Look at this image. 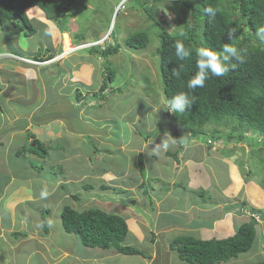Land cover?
I'll list each match as a JSON object with an SVG mask.
<instances>
[{
    "label": "rangeland",
    "instance_id": "1",
    "mask_svg": "<svg viewBox=\"0 0 264 264\" xmlns=\"http://www.w3.org/2000/svg\"><path fill=\"white\" fill-rule=\"evenodd\" d=\"M170 5V0H148L146 3H144V7L140 6L137 0H75L72 6H70L69 9H66V19L64 17L66 29L64 30H62L57 23L49 20L45 13L39 7H32L30 9V15L35 20L33 22L38 29L37 33L32 36H25L26 34L24 31L20 30L21 34H18L19 31L15 27L11 26V30L6 33H1L0 35V39L5 42V46L11 43L13 50L20 52L24 55L30 56L31 58H35L38 55L41 56V52L43 50L46 51L45 46H47L49 48H56L53 49V51L63 49V52H59V55L57 57V59L62 58L61 61L65 59L64 54L67 55L68 53L74 55V58L72 59L80 61L78 62L79 65L83 64V60H88L86 63V69L84 70V66H82L79 70L81 71L79 79L82 84L92 83L90 85L87 84V86L84 87L80 86V89L82 90L83 88H85V90H83L84 92H91L90 96L88 97L91 100V104H89L90 100H88L81 107H77L76 105H74L78 102L70 98L69 93H67V90L71 89L69 80L64 81L62 85V80L64 76H62L63 74H61V70L58 68L50 69L49 67V69H47V75L49 79H47L49 83L48 102L46 107L41 110L40 114H43L44 117L45 113H47V116L49 118H52V120L55 119L56 116H58L57 114H64L68 118L73 117L72 119H75V121L73 122L74 127L81 131V133L83 132L84 134H91L92 125L91 127H89L88 124L91 122L89 117H92L95 123L96 132L97 130H102L103 128H106L104 131H99L97 132V134L94 135L96 138V145L99 146V148L102 150L101 156L103 157V155L105 154V156L108 157L104 161H107L112 164L111 169L115 170L120 167L121 169H124L127 172L128 180H131V182H135L137 184L138 182H140V176L145 178L144 189H148V187H151V185L156 184H161V187L165 189L170 188V183L167 184L163 178L159 179L158 177H155L163 176L162 173L160 175L156 174L158 173V171H161L163 166H161L162 164H157V160H160L159 153H156V155H151L153 153L152 148L156 147V143H152L150 141L147 142V137L156 136L154 138L155 141L159 137H161L163 141H165V135L163 131L160 133L158 131L160 129L166 128L170 131H174V135L181 137L182 140L188 139V137H190L191 140H198L196 139L197 136H194L192 134V130L187 128V125L182 123V126L180 124H176V121L178 120L177 115L172 114L170 112L168 115V111L164 108H161L167 106L168 99L164 92L161 72L159 69L160 58L157 54L159 39L156 35L157 28L156 26L154 27V25L156 18L157 20L164 22L166 26H169L172 29L179 28L180 23L176 20L174 13L169 8ZM147 8L148 10H146ZM151 15L155 16V18L151 17ZM140 29L151 30L150 44L143 49H135L128 46L125 42L128 35ZM15 34L19 35L22 40H25V43L23 44L28 45V48L25 50V52L21 51L23 49L21 45L23 46V44H20L17 41ZM82 35L85 37V39L82 38ZM92 43L98 44L102 49H106L110 45H120L117 52H114L107 56V65L111 69H115L116 76L113 80L108 81V86L104 90L107 93L104 94L103 97L110 93L107 95V103H114V105L118 107L121 106L118 104L122 103L124 104V106L130 108L128 113L123 112L124 108L121 111H115L116 113L108 111L107 105H105L106 103H103L104 100H101L99 96H95V94L100 90L102 84L105 81L104 74L106 75L107 70L106 66L104 65L105 57L100 53H91L89 51V47L91 46L90 44ZM81 45H83L84 47H81ZM39 46L42 47L40 48ZM86 70L90 71V75L92 73L90 79H88V77H85L84 73H86ZM50 73H54V75L51 76ZM37 83L41 84L42 81L38 82L37 79ZM59 88H61L62 90L59 91ZM73 92L75 93V89ZM92 97H94L95 101L92 99ZM101 102L103 104H101ZM54 103L56 105L55 107H53V110H46L49 104H51L52 106V104ZM36 105L41 106L42 103L38 102ZM158 109L160 110L158 114L155 115L154 112L157 113ZM81 110H83V113L81 114L79 120L78 117H75V115H77ZM111 113H113L112 116H110ZM171 115H173L172 117L174 118V120H172L173 122L168 121V118L170 119ZM3 119L4 117L0 114V130L3 128L2 131H0V141L4 139V135L8 137V135L6 134V130H4V128L8 127V123L4 122ZM33 119L35 120V118ZM116 121H120L121 124ZM59 123L60 121H58V124ZM19 124L21 125V123ZM58 124H53L52 122H49V125H47V127L50 130L47 131V133H44L43 136L41 134L43 140H50V142L46 145V149L49 151L48 155L50 157V160H52V162L55 161V163H53L56 168L54 167L52 170V167L49 162L47 163V166H45L42 161H40V163L36 162L34 159H31L28 153L24 156H17L15 147L11 146L9 147V149H7L6 145H1L0 142V169L3 173L6 172L7 169L20 171L24 169L25 165L28 162L31 163L30 165L31 167H33L32 170L34 171L39 168H45V174L43 175V177H41V180L36 178L34 184L32 185V188L36 192V195L38 193L37 199H35L29 205L28 203H25V205L23 204L24 206L22 205L23 215L27 214L30 219H36V221L38 222H42V218L45 219V221H48V224L50 225V240H52L54 243H59L61 245L66 244L68 248L73 251L68 254L70 261L73 260V262L76 263V260H78V264H91V260L87 261V259L84 260L81 257H78V259L74 257L77 254L76 252H79L77 247V241L81 242V240L76 234H74L73 237L69 236V233L66 232L63 227L61 212L65 204H71V199L66 200V198H64L63 202L62 200H60V194L58 193V188H60L59 185L57 189H54L52 192H49L46 198H41L40 196L41 191L46 190V182L48 184H51L50 182L54 181H57L58 183L60 182V173H56L55 175V172H60L59 169L70 168L66 169L67 171L64 170V174H66L67 172V175H74L75 173L81 172L83 170H86L88 172L89 169L88 157L90 156L89 153H91V151L94 149V143L92 141V138L89 139L88 136L82 138L69 134L68 136H70V139H68L69 141L65 145L64 140H66L68 136L64 137L62 134V136H58L59 139L56 137L57 134H55V126H59ZM121 125L123 127L130 126V129H126L127 131L123 132L118 129L121 128ZM32 128L38 133H41L43 129H46V127L44 128L42 127V125L36 122H34ZM132 129L133 131H131ZM217 129L221 130L220 134L208 130L206 134L201 133L200 136L201 139L206 142H211L213 140L214 143L221 144L222 146H224L222 148L221 145L218 146L220 147L219 150L222 149L218 156H208L209 153H206V145L208 144L206 142H203L202 140H200L203 143L202 145H200L199 147H192L191 149V151H193V154H191L193 157L192 161H195V163L199 162L198 165L204 166V168L207 169L209 174V176L207 174L200 180L201 182L199 187L193 188L195 192L191 193V198L200 200V197H203L205 198V201L207 200L208 202L219 200H221L222 202L223 200H225V203L233 205V208L226 209L224 203L219 202L222 206L221 208L208 209L210 212L205 210L200 214V216L187 212H184L183 215H179L176 217L163 216L160 219V223L177 222L178 225H180L179 227H177V229L168 230L169 233H164L165 236L171 235L175 236L174 238L183 237V235L190 233L189 228L192 226H199L201 225V223L212 224L213 220L217 219L215 217H217L218 213H221L224 210H226V214H230L231 216L233 212L236 211V207H234V204L237 205L241 202V199L244 198V192L240 189H234V191H232V188H229L228 190L225 188L230 183V175L228 172V168L231 156H228V154H230L231 150H233V147H236V150L234 151H237L236 155L238 154L239 159L237 160L238 162L235 163L234 169H241V172L243 173L242 178L245 183H247V181L251 179V181H254L255 183L261 185L262 189L264 190V142L262 141V139H258L257 136L259 135V133L257 131H254L253 129H251L248 133L237 130V134L244 133L245 136L248 137L247 141L251 139L250 143L244 141V143L240 145L241 143H239L236 138H225V135L227 134L226 130L228 128H225V126L222 125H217ZM52 130L54 131V133L52 132ZM109 130H111L113 134ZM108 132L109 134H107ZM106 134L112 135V137L108 139L106 138L104 140ZM166 134L168 136H171L172 132ZM132 135L135 136V138H133ZM54 138L57 139L55 140ZM53 139L57 142L55 143ZM5 144H7V142ZM30 144L33 145L34 143L29 142L28 146ZM166 144L168 145V149L171 151L174 147V140L171 139V137H166ZM57 146L67 149L59 150L62 153L64 152V154H73L72 152L74 148V151L80 154L77 158L74 159L69 158L70 160L63 159V161H57L62 156L61 153L55 150ZM135 147H138L140 149V152H143L142 157L144 159L145 168L142 170L140 169L138 163L139 156L137 155V153L134 152V150L136 149ZM204 147L206 152L204 151ZM132 150L133 153L131 152ZM189 150L190 149H188L187 151ZM84 152H88V156ZM221 154L223 155V157H221ZM103 158L100 159L101 162L103 161ZM146 159H150V161L147 162ZM151 160L152 163L148 168L147 165L151 162ZM102 163L103 166H106L105 162ZM188 163L189 162L187 160V164ZM193 168L195 167L193 164H191V167H188V169L186 168V170L182 171L180 177H177V175L173 174L172 178H179V182L182 183L186 181V174L187 179L189 178L190 174L188 172L191 171V169ZM251 168L253 169L252 171L249 170ZM174 170L175 168L172 169V171ZM170 174L171 172L169 169L167 176H170ZM54 176L56 178H54ZM97 176H99L98 172ZM8 177H11V175H8ZM85 178L86 177H84V179ZM107 178L110 177H106L102 184L110 186L109 188H107L109 190H101V186L97 185L94 186L92 189H89L90 195L88 196V191L85 192L83 188H81V185H79L78 187L73 186L74 182H72L73 185H70L72 186L71 192L73 191V187H75V191H79V193H81V200L82 198H87L83 202L87 203L88 205H95L94 203H96L97 201L96 193H98V190H100L99 193H103V195L115 194L117 201L121 200L124 203L129 202L124 197L125 194L120 195L118 194V192L114 193L112 190L113 184H122L123 181H118L117 179H113L114 181H110V179ZM73 180L78 181L77 177L68 176V179H66L65 183ZM89 181L94 183L93 178H89ZM174 184L175 183H173L172 185ZM226 190L227 195L224 193V191ZM167 192L168 190H164L161 192L160 195H165V193ZM148 193L151 194V192ZM132 195L136 196V194L134 193H132ZM108 198H106L105 200H107ZM113 198L114 197H111V199ZM172 200L177 201V197L173 195ZM145 204L147 203L145 202ZM201 205H203V203ZM46 208H48V210ZM136 212V209H132L129 211L131 216H134ZM255 213L256 212H250L247 210L243 212L241 210V216H237L236 220H241V218L243 219L244 214L246 217L245 220H250L251 215H254ZM255 215H257V219L258 217L261 219L259 214ZM262 215L264 216V212ZM13 218L14 217L12 215V218L8 217L7 220L13 221ZM134 218L135 219L131 222L133 224H137L139 220L136 222L137 218L135 216ZM152 223L153 221H149V224ZM143 233L145 235V239L146 237H148L147 241H145L146 245L142 242L141 237L140 240L137 239L139 241L137 244L143 247L147 246L148 257L146 259L148 260L149 256L151 255L152 260L148 261L152 262L153 259H157L159 257V259H157L156 264H166L168 260L163 258H161L162 260H160V255L158 256L157 254H155L153 250V248H156L157 246L161 247V244L154 242L151 246L150 240L152 239V237H150V233H148L147 236V229H145ZM193 235L196 236L195 233ZM208 235L210 236V234H204L203 237H207ZM260 237H262L261 233L259 239L255 242L253 248L258 245V242H260ZM159 240L160 242L164 243V245L167 243V240H161V238ZM252 252L253 251L250 250L246 253H242L239 255V257L234 258L229 262H225L224 264H251L257 261H261V259H264V255L262 253H258L257 258V255L254 256V254H251ZM129 258H133V264H143L141 259H143L144 257H141L140 255H136ZM171 260L173 264L184 263L179 258L177 253L173 255ZM80 261L82 263H80ZM107 262L109 264H127V258L122 255L121 257H118L116 259L111 258L107 260ZM63 264L68 263L64 262ZM144 264H146V262H144Z\"/></svg>",
    "mask_w": 264,
    "mask_h": 264
},
{
    "label": "crops",
    "instance_id": "2",
    "mask_svg": "<svg viewBox=\"0 0 264 264\" xmlns=\"http://www.w3.org/2000/svg\"><path fill=\"white\" fill-rule=\"evenodd\" d=\"M43 11V10H42ZM44 12V11H43ZM14 27V26H12ZM16 28V27H15ZM17 29V28H16ZM10 28L8 29H1L0 27V35L1 33H6ZM18 30V29H17ZM18 34H21V31L18 30ZM17 32V31H16ZM24 34V33H23ZM25 35V34H24ZM18 36V37H17ZM26 36V35H25ZM15 37L17 41L20 44L25 43V40H22L19 35L15 34ZM5 42L0 39V53H5L7 55L1 56L2 59L0 60V114L4 117L3 121L8 123V127L4 128L6 130V134L8 137L4 135V139H2L1 145H6V148L9 149V147H15L16 155L18 156H24L25 154H29L31 159H34L36 162L42 161L45 166H47V163L53 168L56 166L54 165L55 161L52 162L50 160L49 155L47 156H41L38 153H34L27 149L26 147H29V142L34 143L33 145H37V140L44 142L48 144L50 142L47 140H43L41 137V134L43 136L44 133H47L50 129L47 127L49 125V122H52L53 124H58V121L60 123L59 126H55V134L58 136L66 137L69 134L75 135L78 137H85L90 135L91 137L95 138V134L97 132H102L106 128H103L102 130H97L95 128V123L92 117H89L91 122L88 124L89 127L92 125V131L90 133H81L77 128L74 127L73 122L75 119L68 118L64 114H57L58 116L55 117V119L52 120V118H49L47 116V113H45V116L43 117V114H40L41 110L46 107L48 102V92H49V83H48V75H47V69L51 68H58L61 70V74H63V82L69 80L71 89L67 90V93H69L70 98L73 99L74 89L76 87L80 86H87L92 83L82 84L80 82V68L84 66V70L87 67V61H82L83 64L79 65L77 60H74V55L71 54H64L65 59L61 61V59L51 60L49 63H40V64H34L25 60H22L16 56H22L29 59L30 56L24 55L20 52H17L12 49V44L9 43L7 46L4 45ZM23 48L21 51L25 52V50L28 48V45L23 44L21 45ZM40 48L42 46H39ZM46 51H40L41 57L48 58V56L56 57L58 56L59 52L62 53L63 49H60L58 51L53 49L56 48H49L45 46ZM44 49V47H43ZM37 52V47H36ZM66 53V52H65ZM8 54L15 55L14 57H8ZM39 54V53H38ZM37 56V55H36ZM48 61V60H47ZM44 62V61H43ZM31 63V64H30ZM54 65V66H52ZM37 67V68H36ZM40 67V69H39ZM90 68V67H89ZM88 68V69H89ZM51 76L54 75V73H50ZM85 77H88V79L91 78L90 71L86 70ZM42 81V83H37ZM48 79V80H47ZM62 89L59 88V91ZM85 90V88H83ZM85 94V92H84ZM69 98V99H70ZM87 96L85 97V99ZM67 101V99H66ZM38 102H41L42 105H36ZM35 103V104H34ZM55 103L49 104L48 108L46 110H53V107H55ZM106 105V104H105ZM118 105H121L120 107L113 104H107L108 111H121L124 108L125 113H128L130 108L127 106H124V104L119 103ZM115 106V107H114ZM158 108V107H157ZM159 109L157 110V113L154 112L155 115L158 114ZM83 113V110H81L75 117H78L80 120L81 114ZM116 113V112H115ZM114 113V114H115ZM113 113H111L110 116H112ZM154 116V115H153ZM35 118V120L33 119ZM27 119V120H25ZM34 122L42 125V127H46V129H43V131L38 133L32 128V125ZM119 124L120 121H116ZM21 123V125L19 124ZM130 124V123H129ZM135 127V126H134ZM3 129V128H2ZM2 129L0 131H2ZM119 130L126 132V129H130L129 127H123L121 125V128H118ZM91 130V129H89ZM111 132V130H109ZM113 131V130H112ZM133 131V129L131 130ZM165 135V141L161 137H159L156 141L154 138L156 137H147V142L150 141L152 143H156V147L152 148L153 153L151 155H156V153L160 154V160H157V164H162L161 171H158L156 173L157 175H160L161 173L163 176H155L159 179H164V181L169 184L170 188L165 189L161 187V184L151 185V187H148V189H144L145 185V178L140 176V182L137 184L135 182H131V180H128L127 172L124 169L117 168V169H111L112 164L104 161L107 156L105 154L103 157L101 156L100 159L103 158L102 162L106 163L105 171L102 173H99V176H97V173L95 172L94 165L92 166L91 162L89 161L88 157V172L86 170H83L81 172H77L74 175H67L64 174V172H61L60 170V177H59V183L56 181L50 182L51 184H48L46 182V190L47 193L52 192L54 189L58 188V185L60 188H58V193L60 194V200L66 198V200L71 199V204H74L76 207H79V202L76 199H73V196L71 194H74L76 188L73 187L72 193L67 192L64 184H70L73 185L72 182H74L73 186L78 187L79 185H83V182L88 181L89 178H93L94 186L101 185L102 182L106 179V177H110L107 179H110V181H114L113 179H117L118 181H123L122 184H116L114 186H117L119 190H123L121 192L117 191V189H114L115 192L117 191L118 194L123 195L125 194V198L127 201L124 203L123 201L119 200L117 201L115 194L112 195H103V193H99L100 190H98V193H96L97 196V202L103 201L105 205H107L108 208H113L116 210H120L122 213L127 215L128 223L130 227V235L133 240L138 243L140 240V237L142 238V242L145 243L147 241V238L145 239V235L143 231L147 229V236L148 233H150V237L152 239V243L157 242L161 244V247L157 246L156 248H153L155 254L160 253V256L162 255H169L170 254H178V249H175L172 247V241L175 239V236H165L164 233H169L168 230L177 229L180 225H178L177 222H161L160 219L163 216L167 217H176L179 215H183L184 212L187 213H193L200 216V214L208 209H218L222 206L220 205L219 201H212L208 202L205 201V198L200 197V200L192 199L191 193L195 192L194 187L200 186V180L208 174L207 169L204 168V166H199L198 163L195 161H192V155L193 151H191L192 147H199L203 143L200 141L202 140L200 137H196L198 140H191L190 137L188 139L182 140L181 137H178L177 135H174V131H166L163 129H160L158 132H162ZM54 133V131L52 130ZM172 132L171 136H168L166 133ZM50 133V132H49ZM112 133V132H111ZM109 134V132L107 133ZM105 135L104 140L107 138L112 137V135ZM113 134V133H112ZM131 134V132H130ZM127 135V134H126ZM181 136V135H179ZM133 138L135 136L132 135ZM166 137L174 140L173 149L170 151L167 148H164L162 146V142L166 143ZM24 138V139H23ZM57 138H54L55 140ZM151 138V140H150ZM53 139V140H54ZM59 139V138H58ZM70 139V136L66 138V141L68 142ZM96 139V138H95ZM54 142L56 143L57 141ZM7 144H5L6 142ZM203 142H206L202 140ZM65 143V142H64ZM208 145H206L207 152L204 147V151L209 155L208 156H218L220 152V147H218L220 144L217 143H210L206 142ZM205 145V144H204ZM242 145V144H240ZM224 147L221 145V148ZM55 148V147H54ZM134 150L135 153H137L138 156L143 155V152H140V149L138 147H135ZM209 148V149H208ZM67 150L63 147H56L55 150L62 154L60 159L57 161L63 159H74L77 158L80 153H76L75 148L73 149V154L70 153L64 154V152H60L59 150ZM190 149L189 151H187ZM236 147H233V150H231L230 154L228 156L230 157L229 160V168L228 172L230 175V183L227 187H225L227 190L229 188H232V191L234 189H240L244 192V198L241 199V202L237 205L234 204L235 210L232 216L230 214H226V210H224L221 213H218L217 219H214L212 224L208 223H201L199 226H192L189 228V234H196L197 237L201 238H212V237H228L230 235H233L236 232V229L238 227L237 224H241L245 220V214L243 215V219L236 220L237 216L240 215V211L243 212L252 211L251 208H259L262 211L264 210V190L262 189V186L258 183H255L254 181L248 180L247 183L243 180L241 169H234L235 163H237L238 154L236 155L237 151ZM23 151V152H21ZM133 153V150L131 151ZM76 153V154H75ZM88 156V152H84ZM127 153V152H126ZM91 153H89L90 155ZM150 155V156H151ZM152 157V156H151ZM221 157L223 155L221 154ZM70 158V159H69ZM139 160V159H138ZM147 160V159H146ZM188 160V164H187ZM147 160V162H149ZM152 163V160L150 163H148V168L150 164ZM31 163H27L24 167V169L20 171H15L12 169H7L6 172H2L0 169V264H63L64 262L68 264H78L79 261L76 260V263L73 262V260H69L68 254L72 251L66 244V246L61 245L59 243H54L52 240H50L49 232H50V225L48 224V229H46L45 225V219L42 218V222L36 221V219H30L27 214L23 215L22 207L25 205V203L31 204L35 199H37L38 193L36 195V192L32 188L34 181L36 178L41 180V177L45 174V168H39L36 169V171L32 170L33 167L30 165ZM191 164L194 165L195 168L191 169L188 173L189 178L187 179L186 174V181L180 183L179 178H172V175H177V177H180L182 171L188 169V167H191ZM74 167V165H73ZM140 167V166H139ZM175 168L174 171L172 169ZM239 168V167H238ZM41 169V170H40ZM70 169V168H63V170ZM170 169V176L168 175V170ZM197 169V170H195ZM56 171V170H55ZM54 171V172H55ZM67 171V170H66ZM198 171V172H196ZM57 172H55L56 175ZM155 174V175H156ZM6 175V176H5ZM8 175H11V177H8ZM68 176H74L77 177V180H73L70 182L65 183L66 179H68ZM106 176V177H103ZM209 176V174H208ZM84 177H86L84 179ZM88 177V179H87ZM113 177V178H111ZM214 177V173H213ZM54 178H56L54 176ZM83 179V180H82ZM167 180V181H166ZM47 181V180H46ZM218 181V180H217ZM175 183L174 185H172ZM133 187V188H131ZM60 189V190H59ZM150 189V190H149ZM168 190L165 195H160L162 191ZM227 190L224 191V193L227 195ZM61 193H60V192ZM114 192V191H113ZM114 192V193H115ZM131 192V193H129ZM148 192H151L149 194ZM132 193L136 194V196H133ZM117 195V194H116ZM175 195L177 197V201H173L172 197ZM103 196H107L106 198L102 199ZM111 197H114L111 199ZM137 197V198H136ZM102 199V200H101ZM226 199V198H225ZM145 202L147 204H145ZM226 201L223 200L221 203H224L225 208H233V205H230L228 203H225ZM203 203V205H201ZM248 203V204H247ZM24 204V205H23ZM111 204H114V206L110 207ZM23 205V206H22ZM220 205V206H219ZM184 206V207H183ZM138 208V209H137ZM152 208V209H151ZM129 209V210H128ZM136 209V214L134 215L139 222L137 224H133L131 221H133L135 218L134 216H131L129 211ZM43 210V209H42ZM110 210V209H109ZM112 210V209H111ZM110 210V211H111ZM239 212V213H238ZM264 212V211H263ZM261 213V219L259 221V224L257 226L258 228V236L257 240L259 239L260 233L262 234L261 239L258 242V245L255 246L251 251H253L251 254H254V256L258 253H262L264 255V216ZM226 214V215H225ZM13 215V221H8V217L12 218ZM45 217V216H44ZM263 220V222H262ZM149 221H153L152 224H149ZM241 221V222H240ZM48 222V221H47ZM218 225V227H217ZM43 226V227H42ZM216 226V227H215ZM215 227V228H214ZM210 234L207 237H203V235ZM74 234L69 233V236L73 237ZM187 235V234H185ZM212 235V236H211ZM161 240H167L168 245H164V243L160 242ZM74 239V238H73ZM72 239V242H73ZM153 244H151L152 246ZM73 252V251H72ZM76 256H74L76 259L78 257H81L82 259L89 260L88 257H83V255L80 254V252H76ZM71 256V255H70ZM61 257V258H60ZM133 257V256H131ZM68 258V259H66ZM111 258H117V256L112 255H103L99 257L98 263L99 264H109L107 260ZM127 258V264L129 260V264L132 263L133 258H129V256H125ZM162 257H160L161 259ZM66 259V260H65ZM141 259V258H140ZM97 261V258L95 259ZM139 260V259H138ZM143 264L146 262V264H153L152 262L148 261L147 259L143 258L141 259ZM80 263H82L80 261ZM220 263V264H224Z\"/></svg>",
    "mask_w": 264,
    "mask_h": 264
},
{
    "label": "trees",
    "instance_id": "3",
    "mask_svg": "<svg viewBox=\"0 0 264 264\" xmlns=\"http://www.w3.org/2000/svg\"><path fill=\"white\" fill-rule=\"evenodd\" d=\"M75 0H0V27L8 29L11 26L24 31L26 36L37 33L35 21L30 15L32 7H39L44 11L47 18L57 23L62 30L66 29V9ZM138 4L144 7L148 0H137ZM169 8L174 13L176 20L180 23L179 28L172 29L164 22L159 21L155 16L156 35L159 39L157 54L159 55V69L165 95L169 100L180 91L187 92L195 100L190 109L181 116H177L182 124L192 130L198 136L207 131L220 134L221 130L217 125L228 128L226 139H237L247 141L244 133L237 134L236 131L249 132L251 129L257 131L258 139L264 142V42L256 39L255 31L264 26V0H170ZM212 8L216 15L214 18L205 13L206 8ZM148 10V8L146 9ZM232 29L235 33L234 39L228 41L227 33ZM183 30L186 38L180 37L178 33ZM82 38L85 37L82 35ZM182 39L187 47L193 50V57L187 61L177 62L175 57V42ZM126 44L135 49H143L151 42V30H136L126 38ZM224 43H231L242 50L243 63L233 60L235 69H230L223 77H210L203 88L194 91L187 89V82L196 73L195 51L201 46H213L219 48ZM120 45H110L102 49L99 45L90 47L91 53H100L105 57L107 73L100 91L95 96L104 98L103 91L108 86V81L116 76L115 69L108 65L107 56L117 52ZM40 55L34 58L37 61L50 59ZM183 66L180 67L179 65ZM173 68L180 72L179 78L172 75ZM79 90L77 97L81 98ZM233 125V126H232ZM232 126V127H230ZM212 127V128H211ZM223 136V135H222ZM92 138L94 149L91 151L89 161L94 165L95 172L102 173L105 166L100 160L102 150L96 145V139ZM65 145L67 143L64 140ZM31 145V144H30ZM26 147L41 156H47L49 151L47 144L37 140V145ZM23 152V151H21ZM143 155L139 156L140 169L145 168ZM251 169L250 171H252ZM60 171V170H59ZM61 172H64L62 169ZM59 173V172H58ZM65 190L71 192L70 184ZM101 190H109L110 186L101 184ZM94 187V183L83 182L81 188L86 192ZM121 192L117 186L113 187ZM116 191V192H117ZM84 192V195H85ZM79 192L71 194L73 199L78 200L79 207L74 204H65L61 212L63 227L68 233H75L79 236L77 247L83 257H88L91 264H99L95 259L103 255L136 256L140 255L145 259L148 257L147 246L138 245L130 235V227L127 215L120 210L108 208L103 201H96L95 205H88L81 200ZM107 196H103L102 199ZM89 198V197H88ZM248 204V203H247ZM92 206V207H90ZM114 206L111 204L110 207ZM48 210V208H46ZM109 209H112L111 211ZM253 212H261L257 208H251ZM48 229V222H45ZM258 221L252 216L250 220L238 225L236 232L228 237L201 238L193 234L176 237L172 241L178 249V256L183 264H220L229 262L239 257L240 254L250 251L258 236ZM152 244V241H150ZM146 245V243H145ZM158 256L160 253L157 254ZM175 255V254H174ZM167 259L166 264H173L172 254L160 256ZM159 259V257L157 258ZM157 259L152 263L156 264ZM95 260V261H94ZM148 260H152L149 256ZM162 260V259H160ZM164 264V263H163ZM251 264H264V259Z\"/></svg>",
    "mask_w": 264,
    "mask_h": 264
},
{
    "label": "clouds",
    "instance_id": "4",
    "mask_svg": "<svg viewBox=\"0 0 264 264\" xmlns=\"http://www.w3.org/2000/svg\"><path fill=\"white\" fill-rule=\"evenodd\" d=\"M205 13L209 16L214 18L216 13L212 8H206ZM178 35L180 37H184L186 38V33L181 30ZM235 33L232 29H229L228 33H227V39L228 41H231L234 39ZM255 37L257 40L264 42V26H261L259 28L256 29L255 31ZM92 46L94 45H98V44H90ZM81 47H84L83 45H81ZM89 47V48H90ZM78 48V46H77ZM75 49V48H73ZM242 50L239 49L238 47L234 46L231 43H224L222 46H220L219 48L217 47H213V46H201L199 48L196 49L195 51V66H196V73L192 76V78H190L187 82V89L189 91H194L197 88H203L205 86V82L212 76L214 77H223L226 73H228L230 71V69H235L236 68V64L232 63L233 60L239 61L241 63H243V56L241 54ZM7 55L5 53H0V59H2L1 56ZM194 55L193 50L190 47H187L185 45V43L183 42L182 39H178L175 42V57H176V61L177 62H182V61H187L190 58H192ZM15 55H10L8 54V57H14ZM22 60L28 61L26 59L29 58H25L22 56H16ZM56 57H51L50 59H48V61H37L34 59H29L31 61V63L34 64H40V63H49L51 60H56ZM180 67H182L183 65L180 64ZM172 75L179 78L180 76V72L177 71L176 68H173L172 70ZM82 92V96L81 98L77 97L78 91ZM100 91V90H99ZM101 92V91H100ZM110 92V91H109ZM112 92V91H111ZM91 92H85L82 89H80L79 87L75 88V93L73 94V100L78 102L80 106H78V103H75L74 105H76L77 107H81L83 104H85L88 100H90L88 97L90 96ZM107 92L103 91V95L106 94ZM88 94V96H87ZM110 94V93H108ZM107 94V95H108ZM107 95H105L104 98H100L101 100H104L103 103H107ZM87 96V98L85 99V97ZM92 99L95 101L94 97H92ZM194 98L190 97V95L187 92L184 91H180L178 93H176L175 95H173L168 101H167V106L166 107H161L166 109L169 115V112L172 114H175L177 116H181L182 114L186 113V111H188L192 105V103L194 102ZM101 102V104H103ZM91 104V100L90 103ZM160 108V109H161ZM159 109V110H160ZM159 112V111H158ZM167 115V116H168ZM173 115H171V118H168V121H172L174 120V118L172 117ZM177 118V117H176ZM176 121V120H175ZM173 122V121H172ZM182 122H180L179 120L176 121V124H181ZM166 131H170L169 129H163ZM193 134V133H192ZM194 135V134H193ZM90 136V135H88ZM196 136V135H194ZM150 137V136H149ZM197 137H200V135H198ZM246 142V141H245ZM213 143V140L210 142ZM239 143L243 144L244 141H239ZM221 145V144H220ZM162 146L164 148H167L168 145L164 142H162ZM252 169V168H251ZM249 169V170H251ZM251 175V174H249ZM48 195L47 191H41L40 196L41 198H46ZM261 210V209H259ZM253 212V211H251ZM261 213L257 212L255 214H259L261 217ZM251 215L254 216L256 218L257 215ZM257 219V218H256ZM259 220L260 218L258 217L257 221L259 224ZM75 234V233H72Z\"/></svg>",
    "mask_w": 264,
    "mask_h": 264
},
{
    "label": "built area",
    "instance_id": "5",
    "mask_svg": "<svg viewBox=\"0 0 264 264\" xmlns=\"http://www.w3.org/2000/svg\"><path fill=\"white\" fill-rule=\"evenodd\" d=\"M26 60L31 61V60H29V59H26ZM31 62H32V61H31Z\"/></svg>",
    "mask_w": 264,
    "mask_h": 264
},
{
    "label": "bare ground",
    "instance_id": "6",
    "mask_svg": "<svg viewBox=\"0 0 264 264\" xmlns=\"http://www.w3.org/2000/svg\"><path fill=\"white\" fill-rule=\"evenodd\" d=\"M80 106V105H79Z\"/></svg>",
    "mask_w": 264,
    "mask_h": 264
}]
</instances>
